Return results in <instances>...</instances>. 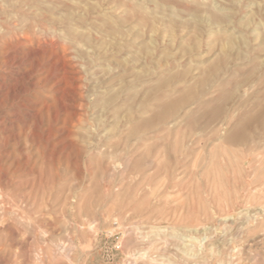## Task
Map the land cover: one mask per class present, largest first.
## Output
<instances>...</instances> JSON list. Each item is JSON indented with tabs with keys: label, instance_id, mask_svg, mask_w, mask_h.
<instances>
[{
	"label": "rangeland",
	"instance_id": "374dc122",
	"mask_svg": "<svg viewBox=\"0 0 264 264\" xmlns=\"http://www.w3.org/2000/svg\"><path fill=\"white\" fill-rule=\"evenodd\" d=\"M0 264H264V0H0Z\"/></svg>",
	"mask_w": 264,
	"mask_h": 264
},
{
	"label": "bare ground",
	"instance_id": "6f19581e",
	"mask_svg": "<svg viewBox=\"0 0 264 264\" xmlns=\"http://www.w3.org/2000/svg\"><path fill=\"white\" fill-rule=\"evenodd\" d=\"M212 71H215V69H213ZM191 94V93H190ZM249 123V121L247 120L246 121V124H248ZM218 128V127H217ZM232 138H233V140L234 139H240V141H242V140H244L245 139V132L243 131V132H239V133H237V134H235V135H233L232 136ZM143 147V146H142ZM237 217L239 218L241 215H242V213L241 212H238L237 214ZM232 216L231 215H227V216H225L224 217V220H226L227 218H231ZM236 218V217H235ZM185 245V244H184ZM59 246V245H58ZM72 247V246H71ZM61 249H62V247H61ZM62 251V250H61Z\"/></svg>",
	"mask_w": 264,
	"mask_h": 264
}]
</instances>
